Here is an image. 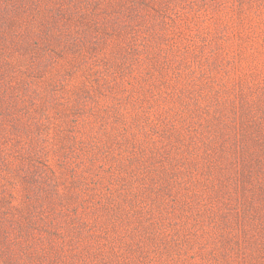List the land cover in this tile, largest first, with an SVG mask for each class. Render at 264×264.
<instances>
[{
  "label": "rangeland",
  "instance_id": "obj_1",
  "mask_svg": "<svg viewBox=\"0 0 264 264\" xmlns=\"http://www.w3.org/2000/svg\"><path fill=\"white\" fill-rule=\"evenodd\" d=\"M0 264H264V0H0Z\"/></svg>",
  "mask_w": 264,
  "mask_h": 264
}]
</instances>
